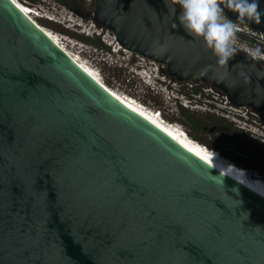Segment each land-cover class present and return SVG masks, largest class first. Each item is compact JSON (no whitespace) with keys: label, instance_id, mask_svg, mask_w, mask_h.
<instances>
[{"label":"water","instance_id":"1","mask_svg":"<svg viewBox=\"0 0 264 264\" xmlns=\"http://www.w3.org/2000/svg\"><path fill=\"white\" fill-rule=\"evenodd\" d=\"M179 11L93 3L119 50L264 121V61L237 51L219 66ZM241 23L264 35V15ZM0 264H264V197L127 108L0 0Z\"/></svg>","mask_w":264,"mask_h":264},{"label":"rangeland","instance_id":"2","mask_svg":"<svg viewBox=\"0 0 264 264\" xmlns=\"http://www.w3.org/2000/svg\"><path fill=\"white\" fill-rule=\"evenodd\" d=\"M11 1L19 9L20 7L31 9L28 15L36 21L34 24L41 30L48 31L51 39L58 37L60 47L63 46L70 51L68 56L112 95L121 100L124 99V102L128 104L130 101L126 99H132V105L140 107L150 115L158 116L160 123L184 131L187 138H192L194 143L203 148L208 147L217 152L219 148L223 153L222 158L232 163L234 167H238L240 172L257 182H263L260 183L264 185V121L262 117L247 109L225 105L219 93L201 87L200 81L199 83H179L174 82L168 75L162 79L163 74L155 71L158 64L119 50L114 43L112 33L99 28L88 16L83 20L53 0ZM176 6L179 8L177 4ZM236 22L243 30L251 29L244 23ZM99 43L102 46H99ZM236 47L246 55L249 47H260L264 50L262 42L244 32L237 34ZM199 98L218 101L226 110H217V106L209 105L216 110L195 113L182 107L183 103L194 104L196 103L194 100L199 101ZM228 112L247 115L246 117L250 120L242 124L243 118L232 116ZM192 119L199 121L201 127H207V130L213 127V123L222 124L223 129L219 134L210 137L207 132L195 129ZM233 160L245 167L236 166Z\"/></svg>","mask_w":264,"mask_h":264},{"label":"clouds","instance_id":"3","mask_svg":"<svg viewBox=\"0 0 264 264\" xmlns=\"http://www.w3.org/2000/svg\"><path fill=\"white\" fill-rule=\"evenodd\" d=\"M173 2L180 9L177 16L179 25L190 35L203 39L206 47L211 49L217 57L219 66H227L229 60L234 58L238 51L237 34L241 28L236 21L260 24L261 15H264L258 11V0H251V2L249 0H173ZM225 9L237 13V19H230ZM246 53L253 60L264 61V50L260 47H249ZM194 101L217 106V110H226L218 101L214 102L206 98ZM228 114L243 118L242 124L250 120L246 117L247 115L232 114V112ZM213 154L216 155L214 152Z\"/></svg>","mask_w":264,"mask_h":264},{"label":"bare ground","instance_id":"4","mask_svg":"<svg viewBox=\"0 0 264 264\" xmlns=\"http://www.w3.org/2000/svg\"><path fill=\"white\" fill-rule=\"evenodd\" d=\"M20 9H22V12L28 17V19H30V21H32V23H36V21H34V19H32L30 15H28V13L32 11L31 9H28V7H20ZM42 29H44V27H42ZM44 32L50 37V33H48V31H44ZM52 41L60 47V41H58V37H52ZM60 48L64 51V53H66L67 55H70V51H68L65 47L62 46ZM123 52H126V51H123ZM114 97L120 102H122V104H124L127 108H129L136 114L142 116L147 121H149L151 124H153L160 130H162L170 138L175 140L183 148L191 152V154H193L194 156H196L203 162H205L206 164H208L209 166H211L212 168H214L221 174L225 175L226 177L246 186L247 188L253 190L254 192L264 197V185H261V183L263 182L259 181V183H255L257 181L251 179L249 176L240 172V169H238V167H234L232 163H229L227 160L219 157L217 154L214 156L213 153L202 148L201 146H199L198 144L194 143L192 140L187 138L186 133H184V131H180V129H174L167 124L160 123L158 116L156 117L155 115H150L146 111L141 109L140 107L132 105V99H126V101H130V104H128L124 102V99L121 100L116 96Z\"/></svg>","mask_w":264,"mask_h":264},{"label":"trees","instance_id":"5","mask_svg":"<svg viewBox=\"0 0 264 264\" xmlns=\"http://www.w3.org/2000/svg\"><path fill=\"white\" fill-rule=\"evenodd\" d=\"M55 3H57L58 5L64 7L65 9H67L68 11H70L71 13L77 15L78 17H80L81 19L85 20L87 19L86 17L88 16L89 19L91 21H93L95 23V20L93 18V3L94 0H92V2H88L87 0H53ZM98 26V25H97ZM99 27V26H98ZM100 28V27H99ZM102 29V28H101ZM99 46H102L101 43L98 44ZM192 121V125L195 129H200L201 128V124L199 123V121L197 120H191ZM174 125V124H173ZM174 128V127H172ZM175 129V128H174ZM189 137V135H188ZM190 138V137H189ZM192 139V138H191ZM190 139V140H191ZM193 140V139H192ZM205 147V146H204ZM203 148V147H202ZM207 150H209V152L211 153H215L217 154L219 157L222 156V152L220 151V149L218 148L217 150H219V154L217 153V151L215 150H211L208 147H205ZM204 148V149H205ZM213 151V152H212ZM222 158V157H221ZM233 163L239 166H243L240 162H237L235 160H233ZM245 167V166H243Z\"/></svg>","mask_w":264,"mask_h":264},{"label":"built area","instance_id":"6","mask_svg":"<svg viewBox=\"0 0 264 264\" xmlns=\"http://www.w3.org/2000/svg\"><path fill=\"white\" fill-rule=\"evenodd\" d=\"M88 2H92V0H87ZM246 31V32H245ZM241 33L244 32L246 35L248 36H252V37H256V39L260 42H262L264 44V35L260 32H257V31H253L251 29H241L240 31ZM239 32V33H240ZM259 33V34H258ZM239 51V50H238ZM158 67L155 69L156 73L158 72L159 74L162 73L163 74V78L164 79V76L167 77V74H166V69L163 65H157ZM210 91H212L211 89H209ZM213 92V91H212ZM222 98L224 99V104H229V102L227 101V99L221 95ZM230 105V104H229ZM182 107L186 110H190L191 112H211L212 107H210L209 105H207L206 103H194V104H191L189 102H185L182 104ZM230 109L234 110V108L232 107H229ZM236 111V110H234ZM158 114H160V112H157ZM219 154V152H217Z\"/></svg>","mask_w":264,"mask_h":264},{"label":"flooded vegetation","instance_id":"7","mask_svg":"<svg viewBox=\"0 0 264 264\" xmlns=\"http://www.w3.org/2000/svg\"><path fill=\"white\" fill-rule=\"evenodd\" d=\"M192 82H198L199 83V81H197V80L192 81ZM201 87H206V89H211L212 91L216 92L217 94L219 93L220 95H222L220 92H218L217 90H215L214 88H212L209 85L201 83ZM212 128H214V132H212V133H210L209 130H207V127H201L200 131L205 132V133L207 132L209 134V136L211 137V136H215V135L219 134V132L222 131L223 126L220 123H213V127ZM227 131L229 132L228 129H227Z\"/></svg>","mask_w":264,"mask_h":264}]
</instances>
